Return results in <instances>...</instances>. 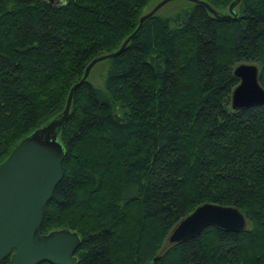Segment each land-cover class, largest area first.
<instances>
[{
  "label": "trees",
  "instance_id": "1",
  "mask_svg": "<svg viewBox=\"0 0 264 264\" xmlns=\"http://www.w3.org/2000/svg\"><path fill=\"white\" fill-rule=\"evenodd\" d=\"M200 1L219 13L236 0ZM150 2L0 0V164L135 34L101 62L99 85L74 91L40 234H79L78 264H264V106L232 109L237 65L258 63L264 87V0L226 21L187 2L136 33ZM207 203L238 208L248 229L167 246Z\"/></svg>",
  "mask_w": 264,
  "mask_h": 264
},
{
  "label": "water",
  "instance_id": "2",
  "mask_svg": "<svg viewBox=\"0 0 264 264\" xmlns=\"http://www.w3.org/2000/svg\"><path fill=\"white\" fill-rule=\"evenodd\" d=\"M170 1L174 0H164L145 14L136 33ZM187 1L205 5L217 19L226 21L238 17L234 8L241 0L231 4L229 16L220 15L203 1ZM134 35L117 53L93 60L81 82L72 88L64 116L34 131L0 164V264L8 257H11V264H78L79 234L71 230H55L46 236L40 234L47 204L65 176L66 152L59 140V128L67 120L74 91L89 80L97 64L122 53ZM234 75L239 85L232 94V109L263 107L264 87L259 80V67L255 63H242L235 67ZM210 227L240 234L248 229V222L236 207L207 203L181 220L170 233L167 246L197 238Z\"/></svg>",
  "mask_w": 264,
  "mask_h": 264
},
{
  "label": "rangeland",
  "instance_id": "3",
  "mask_svg": "<svg viewBox=\"0 0 264 264\" xmlns=\"http://www.w3.org/2000/svg\"><path fill=\"white\" fill-rule=\"evenodd\" d=\"M163 1L164 0H151L150 4L145 8L144 14H148L149 12H151L156 6H158ZM187 2H190V1H187V0H174V1H170L169 3H167L165 6H163L157 12V15H161V16H171L179 8L186 6L188 4ZM230 6L229 7H226L225 9H222V10L220 9V10H218V12L220 14H224L226 16H229L230 15V11H229ZM234 12L237 13V15H240L241 9H240L239 4L234 8ZM255 64L260 69V65L258 63H255ZM101 68H102V63L97 64L92 69L91 74H90V81L94 85H96V86L99 85V82H98V78L97 77H98V73H99V71H100Z\"/></svg>",
  "mask_w": 264,
  "mask_h": 264
}]
</instances>
